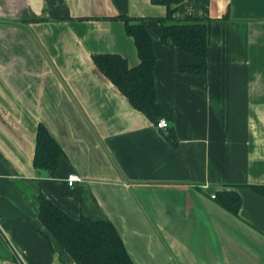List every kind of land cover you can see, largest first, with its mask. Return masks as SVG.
I'll return each instance as SVG.
<instances>
[{
  "label": "crops",
  "instance_id": "0c3cea01",
  "mask_svg": "<svg viewBox=\"0 0 264 264\" xmlns=\"http://www.w3.org/2000/svg\"><path fill=\"white\" fill-rule=\"evenodd\" d=\"M118 15L161 18L165 7L0 0V264H75L39 223L38 194L74 219L111 222L133 264H264V198L238 187L239 219L210 198L264 185V0H185L177 19L212 20L203 76L179 72L199 60L143 22L175 145L91 60L138 64ZM39 123L64 152L53 177L32 165ZM70 174L81 181L64 197Z\"/></svg>",
  "mask_w": 264,
  "mask_h": 264
},
{
  "label": "trees",
  "instance_id": "16d2710c",
  "mask_svg": "<svg viewBox=\"0 0 264 264\" xmlns=\"http://www.w3.org/2000/svg\"><path fill=\"white\" fill-rule=\"evenodd\" d=\"M149 1L152 5L165 7V15L161 18H130L124 15L109 18L123 22L126 35L133 40L138 64L129 67L126 59L118 54H95L91 56V60L133 109L142 113L154 124L160 119L172 123L173 108L168 103L157 102L156 99L154 69L157 56L153 39L143 22L148 20L160 24L162 31L160 40L163 44L172 40L183 52L199 60L197 64L179 65L177 68L179 72L203 76L207 73V50L212 20L191 17L177 19L175 14L185 4V0ZM228 18V14H225L221 21H226ZM167 130L170 143L177 144L173 128L168 127ZM63 154V149L48 129L39 123L36 130L33 168L46 171L50 177H53ZM238 187H247L264 198V185L224 186L223 189L214 192L213 202L237 219L242 204ZM61 195L71 196L67 184L63 185ZM33 198L37 203L39 223L75 264H133L120 235L111 222L95 221L83 215L74 219L43 195L38 194ZM43 236L49 242V236L45 234Z\"/></svg>",
  "mask_w": 264,
  "mask_h": 264
},
{
  "label": "built area",
  "instance_id": "2783aa9c",
  "mask_svg": "<svg viewBox=\"0 0 264 264\" xmlns=\"http://www.w3.org/2000/svg\"><path fill=\"white\" fill-rule=\"evenodd\" d=\"M156 128L158 129H163V130H167V128L169 127L168 122L165 119H160L156 124H155ZM81 181V178L77 175V174H70L67 178H66V184L68 187H72L75 183H78ZM204 188H206V186H204ZM211 199L215 198V195L212 194L210 196Z\"/></svg>",
  "mask_w": 264,
  "mask_h": 264
}]
</instances>
